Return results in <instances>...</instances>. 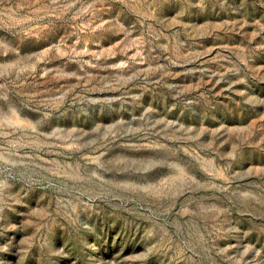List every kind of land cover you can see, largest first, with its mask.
Here are the masks:
<instances>
[{
	"label": "rangeland",
	"instance_id": "rangeland-1",
	"mask_svg": "<svg viewBox=\"0 0 264 264\" xmlns=\"http://www.w3.org/2000/svg\"><path fill=\"white\" fill-rule=\"evenodd\" d=\"M0 264H264V0H0Z\"/></svg>",
	"mask_w": 264,
	"mask_h": 264
}]
</instances>
